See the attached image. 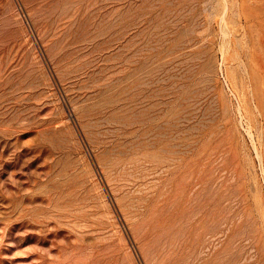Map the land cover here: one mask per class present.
Returning a JSON list of instances; mask_svg holds the SVG:
<instances>
[{"label": "rangeland", "instance_id": "374dc122", "mask_svg": "<svg viewBox=\"0 0 264 264\" xmlns=\"http://www.w3.org/2000/svg\"><path fill=\"white\" fill-rule=\"evenodd\" d=\"M0 264H264V0H0Z\"/></svg>", "mask_w": 264, "mask_h": 264}]
</instances>
